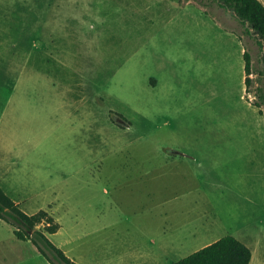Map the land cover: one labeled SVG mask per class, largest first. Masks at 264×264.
I'll return each mask as SVG.
<instances>
[{
  "label": "rangeland",
  "instance_id": "374dc122",
  "mask_svg": "<svg viewBox=\"0 0 264 264\" xmlns=\"http://www.w3.org/2000/svg\"><path fill=\"white\" fill-rule=\"evenodd\" d=\"M257 41L214 0H0V186L77 264H170L225 235L264 264ZM13 228L0 264H51Z\"/></svg>",
  "mask_w": 264,
  "mask_h": 264
},
{
  "label": "trees",
  "instance_id": "16d2710c",
  "mask_svg": "<svg viewBox=\"0 0 264 264\" xmlns=\"http://www.w3.org/2000/svg\"><path fill=\"white\" fill-rule=\"evenodd\" d=\"M214 1L218 6L231 12L243 26L245 34L253 32L258 38V44L262 46L264 43V4L260 0ZM242 58L244 84L247 89L252 81L250 74L253 69L251 54L246 47H244ZM260 60L263 66L258 70V73L262 75L264 74V49L261 51ZM255 93L261 98V103H264L262 88H256ZM253 103L258 107L261 105L260 102ZM0 219L14 227L13 234L17 239L29 240L51 264L55 263L49 253L61 264H77L67 257L60 248L51 243L46 236L47 233H55L59 228V223L43 209L32 214L25 213L1 186ZM38 225H41L42 229ZM250 260V248L234 236L225 235L170 264H249Z\"/></svg>",
  "mask_w": 264,
  "mask_h": 264
},
{
  "label": "water",
  "instance_id": "95a60500",
  "mask_svg": "<svg viewBox=\"0 0 264 264\" xmlns=\"http://www.w3.org/2000/svg\"><path fill=\"white\" fill-rule=\"evenodd\" d=\"M264 49V43H262V50ZM111 120L113 122H115L116 124L120 125V126H123L125 128H130V123L125 120L121 115H118V114H111Z\"/></svg>",
  "mask_w": 264,
  "mask_h": 264
},
{
  "label": "crops",
  "instance_id": "0c3cea01",
  "mask_svg": "<svg viewBox=\"0 0 264 264\" xmlns=\"http://www.w3.org/2000/svg\"><path fill=\"white\" fill-rule=\"evenodd\" d=\"M263 4H264V1L263 0H260ZM187 2H189V1H187ZM60 226V225H59ZM7 249H15V248H13V247H11V248H7V247H3V249L2 250H0V254H2V256L1 257H5L6 256V250ZM11 252V251H10ZM141 257H143V256H141Z\"/></svg>",
  "mask_w": 264,
  "mask_h": 264
}]
</instances>
